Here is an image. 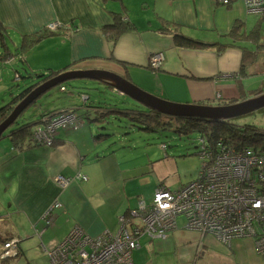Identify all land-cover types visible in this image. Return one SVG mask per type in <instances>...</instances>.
<instances>
[{
	"label": "crops",
	"instance_id": "1",
	"mask_svg": "<svg viewBox=\"0 0 264 264\" xmlns=\"http://www.w3.org/2000/svg\"><path fill=\"white\" fill-rule=\"evenodd\" d=\"M138 10L143 16L135 19L130 14ZM116 12L136 27L117 36L107 31L105 26L112 22V15ZM245 14L250 13L246 11L243 0H233L229 5L219 4L217 0H0V22L8 25H4L6 29L16 24L22 35H25L45 27L47 23H57V33L43 39L54 37L58 38L60 44L66 42L63 52H58L54 58L43 59L33 69L30 68L32 73L36 70L45 72L49 68L59 69L69 63H73L71 68H103L121 74L157 96L183 101L179 103H196L213 97L217 92L222 95L237 92L233 74L241 68L242 50L239 47L243 46H234L235 41L228 33L236 21L242 22L247 31ZM165 21L175 25L181 34L213 43L200 47L179 46L173 38L174 27L161 28ZM43 39L34 44H40ZM230 40L234 41V45L230 48L227 46L223 51L214 44L216 41ZM160 52L164 55L162 64L158 68L149 67V57ZM20 56L25 57L22 53ZM246 65L242 71L248 77L244 82L245 91H248L259 85L252 86L250 83L251 78L258 77L262 70L250 74L252 60ZM92 125L96 127L94 123H89L85 132L71 133L68 129L63 139L59 137L63 140L60 146L34 148L23 155H12L10 150L8 156H0V179L13 193L15 210L27 216L35 233L44 227L42 211L53 200L58 203L52 211L54 219L51 230L60 238L75 225L92 237L100 236L105 231L114 234L118 229L117 217L138 208V204L131 206L127 203L120 212L121 202L128 194L122 175L131 171L122 167L134 169L135 164L131 162L123 166L117 152L121 148H124L123 152L128 150L129 153H124L125 161L128 159L126 155L145 153H140L139 147H133L132 144H121L120 139L117 140L119 145L115 146L111 142L106 147L103 142L107 139L92 141V132L88 131ZM99 143L103 147L97 149ZM89 155H94V158L89 160ZM163 155L173 154L163 151ZM85 159L89 163L108 162L107 174L102 179L106 191L102 194L104 198L97 201L90 200L92 197L87 195L85 187L80 183L84 180L74 179L64 188L53 181L58 174L73 176L76 172L80 173L81 169L77 167ZM168 160L161 157L155 161L160 164L168 163ZM167 163L166 167L159 166L155 172L156 165L150 161L141 170L142 174H155V189L159 185L171 188V183L166 179ZM142 167L143 164L140 165ZM94 186L97 187L96 184ZM136 196L141 198V192ZM106 197H112L114 210L110 204L105 203ZM105 205L107 217L101 215ZM10 214L0 215V219H5L2 222L7 224L0 228V235L16 237L21 253L26 246L20 233L12 230V223L7 221L8 217L12 218ZM184 224L177 221V228L169 232L158 246L155 245L156 238L148 237L142 243L143 248L139 240V247L132 252L133 262L163 264V259L157 257L156 251H162L161 247L172 243L174 264H264V257L256 251L252 238L237 237L224 244L211 234L202 235L186 229ZM147 253L149 258H146Z\"/></svg>",
	"mask_w": 264,
	"mask_h": 264
},
{
	"label": "rangeland",
	"instance_id": "2",
	"mask_svg": "<svg viewBox=\"0 0 264 264\" xmlns=\"http://www.w3.org/2000/svg\"><path fill=\"white\" fill-rule=\"evenodd\" d=\"M262 13H264V10L261 13L245 14L246 17L245 26L247 27V31L245 32L244 35L245 37H239L237 35L238 33H234V35H231L233 37V40L235 41L234 46L237 45L243 46V47H239L242 50L241 68L237 72L234 71L235 75L233 74V79L235 80L237 92L235 93L233 92L232 94H228V95H222L220 92H217L213 97H210L205 100H201L196 103L204 104V105H229L242 101L245 98L254 96L251 95L250 90L245 91L244 82L247 81L248 77L242 71L243 68L247 67L246 63H248L250 60H252L253 62V66L249 68L250 74H253L258 70H262V73L259 74L258 77L251 78L250 85L254 86L259 84L258 86H261V89L263 90L260 93L264 92V82H263L264 80V14ZM130 15L133 18L138 19L139 17L143 16V13H140V11L138 10V12L131 13ZM4 25L8 26L7 24ZM48 25L49 23H47L45 27H47ZM256 27H258V30L256 32H251ZM22 36L23 35L18 30L16 24L11 25V28L7 27V32L5 34L4 41L10 52L15 54L8 60L0 58V103H3L5 100H8L11 97L12 93L19 92L21 89L27 87L29 84H31L34 81L35 77L34 74L30 71V68L33 69L34 66L39 64L43 59L50 57L54 58V56L58 52H63L65 50L66 42L62 41V43L60 44L58 38H54V37L45 38L41 41L40 44H38L40 41L36 44H33L30 47V49L26 53H24V56L27 59L26 60L27 64H26L23 63L22 58L20 56L21 51L19 53V47L21 45ZM211 43L213 42H209L207 44H211ZM231 46L232 45H229V47L227 48H230ZM225 49L222 48L220 49V51H223ZM2 52H3V47L1 46V41H0V54ZM161 54L162 55L160 60H158L154 64L155 68H158L163 62L164 55L163 53ZM150 57L148 59V66L153 68V65H150ZM53 60L56 61L57 59H53ZM47 66L48 65H46V67ZM70 69H79V68L74 67ZM18 74L20 76H18ZM256 78L259 79L256 80ZM61 85H63L64 90L60 89ZM109 87L110 88H107L104 84L100 82L86 78L84 79L75 78V79L65 80L50 88L46 92V94H43V96H40L31 107L25 110L23 116L19 117V120L34 121L38 119L40 114L39 112L44 110L46 111L54 110L61 106H64L66 108L67 107L75 108V112L77 114H81L84 112V110L80 109L83 102V100L81 99V95H83V99H86L88 95L90 96L91 99H98L99 97L104 96L105 100H108L109 102H113V103L115 102L117 105L127 106L131 108H144L142 105H139L129 96L122 94L120 91H118L117 89L111 86ZM168 99L173 100L172 98L169 97ZM173 101L183 102L178 100H173ZM115 116L119 117L121 122H118ZM123 116L124 113H116V112L115 113L110 112L109 115L106 116V122H104L103 125L105 126V131H109V133H112V138H109L105 140V142H103L105 144V147L107 146V143H111V142H113L112 144H115V146L119 145L120 142H118L117 140L120 139L121 144L123 145L132 144L133 147L137 146L140 148V149L138 148V150H140V153H145V155H126V158L128 159L125 161L124 153H129L128 150L127 152H123L124 148H121L117 152L118 154L117 157L119 158L120 164H122L123 166L130 165L131 162L135 164L134 169H132L131 167H122V168H129L131 169V171L124 172L122 175V178H125V185L128 194L126 195L127 198H125V200L121 202L120 212H122L123 207L127 203L131 206H135L137 204L139 205L140 202H144L147 204L151 203L155 191L154 186L156 185L157 178L155 174L151 172L143 173V174L141 173V170L145 169L146 163H149L150 161L151 162L153 161V164L156 165L154 166L155 172H157V168L159 166L166 167L165 164L167 163L160 161L161 163L159 164V162L155 160L163 157V159H170L172 161V163H169L170 160H168L167 163L168 172L166 171L168 177H166V179L168 180V182L171 183V188L173 189L180 187L181 184H186L196 179L198 176H200L209 168V165L205 166L204 163L203 168L199 171L201 166V160L200 157L196 154L197 151L196 146L200 144L201 148H204V145H207L206 137L200 135L199 132L193 131V132H189L188 134H185L174 131L175 130L173 128L174 122L172 120H168L171 123L170 126L166 124H161L159 123V121L158 122L155 121V123L154 122H152L153 124L151 123L153 127L152 130H143L138 127L143 125H141L140 123L138 124L137 121L131 122L127 118H125V116L124 117ZM167 119L168 118H163L160 121L161 122L163 121L164 123L165 121H167ZM229 120H233L234 122L240 124L242 123L253 124L264 129V110L263 111L257 110L248 113L246 115H242L240 117ZM82 121H83L82 125L78 126L77 128H75L74 126H67L65 129L67 130V132L70 131L71 133L85 132L87 128L86 119L83 118ZM130 124H133L132 128ZM9 129H7L5 133L8 132ZM88 131H91L92 134H94L98 131V129L92 125L91 129ZM54 133L55 132H53L52 134ZM113 137H115L114 140ZM49 138L48 140H50ZM199 138H203V140L206 143H200ZM161 143H166L169 146L168 151L172 150L173 155H168V156L163 155V151H162L163 149L161 150L159 145ZM99 144L100 145H98L97 149L103 147L101 145L102 143ZM10 145L11 144L8 137L0 139L1 157L8 156L10 154V150H11ZM249 146H253V145H249ZM244 147L245 144L239 145L238 143H236V144H232V146H230L229 148L239 150ZM206 154L207 152L202 150L199 155H206ZM88 158L89 160H92L94 158V155H89ZM107 163L108 162L93 163L92 161L91 163H89L88 159H85L83 163H81L80 166L77 167L81 169L80 173L86 177V179H81L84 181L80 183L85 187V191L87 195L93 198L90 199L91 201H97L104 198L102 194L106 191V184L102 185L103 184L102 179L104 174L105 175L107 174L106 171ZM141 164H143L142 168H140ZM57 165L58 163L55 164V166ZM104 168H105V172H104ZM77 174L78 172H76L75 175L70 176L71 177L70 182L76 179L73 177H75ZM94 184H96L97 187H95ZM57 185L61 188L67 186V185L61 186L59 184ZM140 192H141V198L136 196V194H140ZM12 194L13 193L11 192V189L9 187H6L4 181L0 179V215H7L11 213L9 216H12L13 219L8 217L7 221L13 224V225L10 224L12 226V230L20 233L21 239H23V243H25L26 247H24L25 248L24 253L18 254L16 250L18 249L17 238H14L16 239L15 247L14 248L11 247L12 250L11 253L10 248L4 249L2 247L3 243L0 242V246H1L0 254H3L5 251H8L7 254H3L6 256H2V258L0 257V264L3 263L1 260H5L7 258L8 259L6 261V264H46L48 262V257L45 252L41 238H39L38 236V232L41 230H36L35 233L34 232L35 229L31 227L30 223L26 218L27 216L23 212H18V210H15L16 203L12 198L13 197ZM106 198L107 199H104L105 203H107V205L110 204L112 206V210H114L112 197H106ZM55 203L57 205L58 202L56 200L55 201L53 200L42 211V219L43 216L45 215L47 216V214L53 217L54 219V214L52 212L53 209H50L48 207L55 205ZM105 208L106 205L103 208L101 215L107 217V212ZM64 217L67 216L64 215ZM4 220H5L4 218L0 219V228L4 227L3 225L5 226L7 225L5 222H2ZM42 221L44 224V219ZM177 221L178 223L181 224H183V222L184 223L186 222L185 217L182 215L178 217ZM75 226L79 227L78 225ZM51 236H56V234L51 230V228H49V230L45 231L43 234L44 241ZM147 238H148L147 236H143L142 238H140L141 248H143L142 243ZM154 240H156L155 245L157 246L160 243H163L164 241L162 238L159 237H156V239ZM165 245L166 247L164 246L161 247L162 251H158V250L156 251L157 257L163 259L161 260V263L163 264H174L175 257L173 253V245L172 243ZM150 255L153 256L154 254L150 253ZM147 257L148 258L150 257L148 253L146 254V258Z\"/></svg>",
	"mask_w": 264,
	"mask_h": 264
},
{
	"label": "built area",
	"instance_id": "3",
	"mask_svg": "<svg viewBox=\"0 0 264 264\" xmlns=\"http://www.w3.org/2000/svg\"><path fill=\"white\" fill-rule=\"evenodd\" d=\"M232 1L217 0L222 5H229ZM243 1L249 13L264 10V0ZM57 27V23L47 26L51 30ZM161 55L153 54L150 65L154 67ZM75 123L73 113H60L38 134V138L48 142L56 129L75 127ZM199 141L206 143L203 138ZM161 146L164 148V144ZM203 151L207 154L199 155L202 160L200 170L204 163L209 165L204 173L178 188L158 186L151 203L140 202L137 209L118 216V229L114 234L105 231L92 237L75 226L61 238L51 236L44 241L43 234L53 226V217L43 216L45 227L38 236L48 257L46 264H135L132 251L139 247L140 238L145 235L164 239L177 228L180 215L185 217L186 229L202 235L211 234L224 244L233 238L250 237L256 251L264 256V151H256L250 146L236 150L221 141L216 143L214 150L209 147ZM73 178L86 179L80 173ZM70 180V176L58 174L54 177L61 186ZM54 207L56 203L48 208ZM15 240L11 238L2 247L10 248L12 253ZM3 254H0L1 258L6 256Z\"/></svg>",
	"mask_w": 264,
	"mask_h": 264
},
{
	"label": "trees",
	"instance_id": "4",
	"mask_svg": "<svg viewBox=\"0 0 264 264\" xmlns=\"http://www.w3.org/2000/svg\"><path fill=\"white\" fill-rule=\"evenodd\" d=\"M242 24H243L242 22L236 21L232 26L231 30L229 31L228 35L231 36L234 35V33H238L237 35L239 37H245L244 36L245 30ZM169 26H173L174 29L176 28L175 25L169 23L168 21H165L163 24H161L162 29L168 28ZM135 27L136 25L134 23L125 19L121 13L116 12L112 15V22L109 25L105 26V29H107V31H109L110 33L113 32L114 36H117L118 34L132 30ZM57 29L58 28L51 30L47 27H43L35 32L23 35L21 40V45L19 47V53L20 51L22 54L26 53L35 42L39 41L40 39H43L47 35L57 33L56 32ZM257 30L258 27H256L251 32H256ZM6 32H7L6 27L0 22V41H1V46L3 47V52L0 54V58L8 60L15 53H11L7 45L5 44L4 39ZM172 33L175 43H177V45L179 46L200 47L207 44L198 38L181 34L177 29L173 30ZM230 41L229 42L216 41L214 44L220 46L219 47L220 50L222 48L223 49L226 48L229 45H234L233 44L234 41L231 42ZM22 61L23 63H26L25 57H22ZM71 67H73V63H69L59 69L49 68L45 72L43 70L34 71L33 74L35 79L31 84L21 89L17 93H12L11 97L8 100H5L3 103H0V123L8 117V115L12 112L14 107L20 101L23 100L38 85L55 77L59 73L67 69H70ZM18 76L20 75L18 74ZM105 86L107 88H110L107 85ZM62 87L63 85L60 86V89ZM48 90H46L43 94H46ZM262 91L263 90L261 89V86L255 87L250 90L251 95L260 94V92ZM43 94H41L40 96H43ZM39 97H37L30 104H28L27 107H25L19 113V115L14 119V121L9 124V126L7 127V129L10 128L8 132L5 133V131L7 130L5 129L0 134V139L8 137V139L10 140L11 153H13L12 155H23V153H25L26 151L32 150L34 148H40V147L54 148L60 146V144L63 143L62 139L65 136L63 134L66 133L67 131L65 129L66 127L56 129L55 133L49 136L51 137V139L48 142H46L44 139H39L38 134L41 133L47 127L48 123L52 119H54L55 117L58 116V114L63 112L73 113L75 115L76 117L75 128L81 125L83 118L86 119V124L94 123L98 131L94 134H91L92 141L93 140L100 141L112 137V133H109V131H105V126L103 124L104 122H106V116H108L110 112L113 113L116 112V113H124L125 118H127L131 122L137 121L138 124L140 123L141 125H143V126H138L140 129L143 130H152L153 129L152 122L155 123V121L156 122L159 121V123L161 124H166L170 126L171 123L168 120H172L174 122L173 123V128L175 129L174 131L185 134L196 131L199 132L200 135L205 136L207 145H204V149L205 148L208 149L210 147L211 149L214 150L216 148V143L218 141H221L226 147L228 146L230 147L232 146V144L238 143L239 145L245 144V146L253 145L250 147L258 151H264V129L256 125L248 124V123L240 124L229 119L221 120V121H213V120L193 118V117H182V118L171 117L151 111L145 108L144 106H143L144 108H131L127 106L117 105L115 102L113 103V102H109L108 100H105L104 96L99 97L98 99H91L90 96L88 95L86 99H83V95H81V99L83 100V102L80 109L84 110V112L81 114H77L75 112V108H70V107L66 108L64 106H61L54 110H48V111L44 110L39 112L40 114L38 119L34 121L19 120V117L23 116L25 110L31 107ZM263 110H264L263 108L260 109V111ZM117 116H115V118H117L116 120L118 122H121L120 118ZM163 118H168V119L163 123V121L162 122L160 121ZM130 125L132 128L133 124ZM59 137H61L62 139H60ZM161 144H164L163 151L165 153L167 154L169 152H171V154L173 153L172 150L168 151L169 146L166 143H161ZM196 147H197L196 154L199 156L203 148H201L200 144H198ZM201 164H202V160H201ZM11 238H16V237L10 235L3 237L0 235V242L5 243ZM17 247H18V249H16L17 253L20 254L18 239H17ZM21 253H24V251L22 250ZM7 259L1 260L3 262L1 264H6Z\"/></svg>",
	"mask_w": 264,
	"mask_h": 264
},
{
	"label": "water",
	"instance_id": "5",
	"mask_svg": "<svg viewBox=\"0 0 264 264\" xmlns=\"http://www.w3.org/2000/svg\"><path fill=\"white\" fill-rule=\"evenodd\" d=\"M75 78L91 79L104 85L111 86L122 94L129 96L145 108L171 117H193L219 121L234 119L264 108V92L229 105L179 103L150 93L129 81L121 74L115 73L111 70L103 68L67 69L38 85L23 100H21L14 107L8 117L0 123V134L14 121L28 104L43 94L46 90L65 80Z\"/></svg>",
	"mask_w": 264,
	"mask_h": 264
}]
</instances>
